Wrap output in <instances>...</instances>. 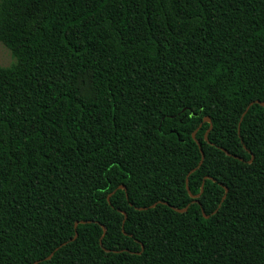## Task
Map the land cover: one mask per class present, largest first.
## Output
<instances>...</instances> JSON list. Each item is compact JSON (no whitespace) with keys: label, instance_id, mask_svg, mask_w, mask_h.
<instances>
[{"label":"trees","instance_id":"1","mask_svg":"<svg viewBox=\"0 0 264 264\" xmlns=\"http://www.w3.org/2000/svg\"><path fill=\"white\" fill-rule=\"evenodd\" d=\"M0 41V264H264V0H0Z\"/></svg>","mask_w":264,"mask_h":264},{"label":"rangeland","instance_id":"2","mask_svg":"<svg viewBox=\"0 0 264 264\" xmlns=\"http://www.w3.org/2000/svg\"><path fill=\"white\" fill-rule=\"evenodd\" d=\"M14 61L11 51L0 41V65L9 66Z\"/></svg>","mask_w":264,"mask_h":264},{"label":"water","instance_id":"3","mask_svg":"<svg viewBox=\"0 0 264 264\" xmlns=\"http://www.w3.org/2000/svg\"><path fill=\"white\" fill-rule=\"evenodd\" d=\"M257 103H260V104H262V105H264V101H259V100H257L256 101ZM249 107H250V105L247 107V109L245 110V112L249 109ZM204 120L205 121H210V117L209 116H206L205 118H204ZM193 136L195 137V132L193 133ZM203 158H204V154H202V160H203ZM202 160H201V162H200V164L202 163ZM120 187L121 188H124V185H120ZM228 189L226 188V191H227ZM224 197H225V195H224ZM183 210H185V209H182V211ZM204 215L205 216H208L205 212H204ZM76 235H77V233H76Z\"/></svg>","mask_w":264,"mask_h":264}]
</instances>
